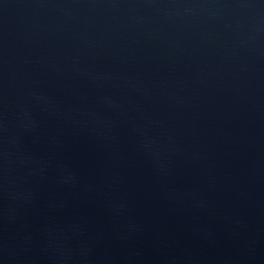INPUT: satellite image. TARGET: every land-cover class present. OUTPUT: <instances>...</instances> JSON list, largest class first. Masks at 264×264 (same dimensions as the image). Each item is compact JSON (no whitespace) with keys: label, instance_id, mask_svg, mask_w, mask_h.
Instances as JSON below:
<instances>
[{"label":"water","instance_id":"water-1","mask_svg":"<svg viewBox=\"0 0 264 264\" xmlns=\"http://www.w3.org/2000/svg\"><path fill=\"white\" fill-rule=\"evenodd\" d=\"M0 264H264V0H0Z\"/></svg>","mask_w":264,"mask_h":264}]
</instances>
